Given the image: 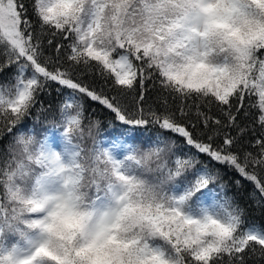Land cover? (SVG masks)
<instances>
[{"label": "snow or ice", "instance_id": "obj_1", "mask_svg": "<svg viewBox=\"0 0 264 264\" xmlns=\"http://www.w3.org/2000/svg\"><path fill=\"white\" fill-rule=\"evenodd\" d=\"M200 3L34 0L33 20L24 0H0V72L16 68L15 84L0 87V137L14 138L24 132L18 125L29 116L45 86L56 82L71 90L60 108L61 124H79L85 118L77 98L84 95L111 110L124 126L121 136L125 139L110 143L118 148L131 149L137 144L126 138L147 133L152 126L185 141L187 153H174V169H170L173 179L179 178L175 193L170 204L160 206L151 218L155 233L174 255L145 246L143 258L154 264H246V250L256 253L257 246L264 254V230L246 229L243 210L224 194L225 185L220 183L219 191L214 187L220 179L215 164H220L252 182L264 196V0H221L223 18L239 20L245 28L239 43L230 41L241 62L239 70L228 73L204 65L191 74L174 70L161 61L158 41L175 36L177 30L181 35L195 31ZM46 47L54 55H45ZM93 71L102 83L83 80L85 73ZM149 80L162 89L157 98L162 111L144 107ZM252 96L258 97V103L251 102ZM172 102L180 117L195 107L196 115L203 118L204 132L195 124L182 123ZM202 104L218 105L224 119L201 112ZM251 107L259 110L254 118L258 133L238 120L242 109L243 116L250 117ZM232 127L237 129L236 136L224 130ZM249 131L258 137L253 145L256 152L242 150L241 138ZM146 140L177 148L175 141L159 136L150 134ZM200 154L209 162L199 160Z\"/></svg>", "mask_w": 264, "mask_h": 264}, {"label": "clouds", "instance_id": "obj_2", "mask_svg": "<svg viewBox=\"0 0 264 264\" xmlns=\"http://www.w3.org/2000/svg\"><path fill=\"white\" fill-rule=\"evenodd\" d=\"M222 7L201 0L195 31L158 41L161 61L189 74L198 65L239 70L230 41L239 43L245 28L224 19ZM58 131L59 148L31 129L17 133L0 160V264H154L145 246L174 255L151 218L175 193V148H118L98 119Z\"/></svg>", "mask_w": 264, "mask_h": 264}, {"label": "trees", "instance_id": "obj_3", "mask_svg": "<svg viewBox=\"0 0 264 264\" xmlns=\"http://www.w3.org/2000/svg\"><path fill=\"white\" fill-rule=\"evenodd\" d=\"M33 2L34 0H24V3L29 10V16L35 20L34 13L32 11ZM45 55H54V53L51 48L46 47ZM2 62L3 57H0V63ZM15 73L16 68L14 65L7 67L0 72V87L14 85ZM83 80L97 85L102 83L99 78V74L95 71L85 73L83 75ZM146 88V103H144V107L147 108L148 106H151L158 112L162 111L161 105L157 100V98L162 95L160 85L157 83L156 86L153 87V81L149 80L146 83ZM70 95L71 90L63 88V86L58 85L56 82H49L45 86V90L39 93L36 103L33 105L29 116L26 117L20 125H18V128L24 132L31 129L37 136L41 137H44L52 130H58V126L63 120L60 110L61 105ZM138 95L139 93H137V96ZM77 98L84 107L86 121L98 119L101 122L102 130L107 138V141L110 139H125V137L121 136L124 126H122L121 122L116 120L115 114L112 113L111 110L105 108L103 105H100L98 101H92L87 96L80 95ZM250 100L252 103H258V97L256 96H252ZM172 103V110L176 112L177 118L180 119L182 123H187L189 127L195 124L197 130L204 132V125L202 122L203 118L196 115L195 107H193L192 111L186 116L180 117L179 112L175 107L176 102ZM188 103H191V101ZM200 110L201 112L213 116L215 119H224L220 113V107L216 104H213L211 107L202 104ZM249 111L251 116L245 118L243 116L242 109L241 114L238 116V120L242 122V126L244 124L251 125L258 133L259 126L254 123V118L259 115V110L257 107H251ZM224 130L228 131L232 136L237 135V129L235 127ZM150 134L153 136H159L165 140L175 141L177 144L175 154L177 156H182L187 153V148L184 147L185 141L183 138L178 137L169 130L160 129L158 126H152L147 133L144 131L137 132L132 137L126 138V140L137 145L151 146L156 144L157 141L153 140L149 143L148 140H146V137ZM257 138L258 137L256 135H253V133L249 131L247 135L241 138L242 150L256 152L257 149L253 147V145ZM12 139L13 138L7 134L0 137V158L7 157V146L10 144ZM219 139L220 138L218 137V142ZM197 158L205 163L209 162V158L203 154L198 155ZM215 170L219 173L220 179L214 187H216V190L219 191V184L223 183L225 185L224 194L231 198L234 204L243 210L245 228L247 229L249 226H252L257 230H264V196H261L252 182L242 177L234 169L224 165L215 164ZM237 181H239L238 184ZM246 253V264H264V254L259 253V246H257L256 253L248 252V250H246Z\"/></svg>", "mask_w": 264, "mask_h": 264}, {"label": "rangeland", "instance_id": "obj_4", "mask_svg": "<svg viewBox=\"0 0 264 264\" xmlns=\"http://www.w3.org/2000/svg\"><path fill=\"white\" fill-rule=\"evenodd\" d=\"M50 137V139H51V142L55 145V146H60V144H61V138H60V135H59V133H57V132H53V133H51V135L49 136ZM57 148H59V147H57ZM209 202H211V200H210V198H209Z\"/></svg>", "mask_w": 264, "mask_h": 264}]
</instances>
